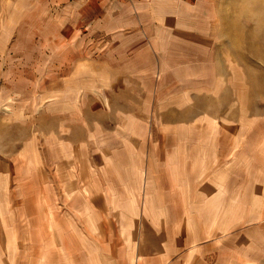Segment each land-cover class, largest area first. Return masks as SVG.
Listing matches in <instances>:
<instances>
[{
  "label": "crops",
  "instance_id": "obj_1",
  "mask_svg": "<svg viewBox=\"0 0 264 264\" xmlns=\"http://www.w3.org/2000/svg\"><path fill=\"white\" fill-rule=\"evenodd\" d=\"M204 7L87 4L89 39L109 59L87 88L123 96L126 107L112 117L120 130L109 136L110 157L72 178L61 214L69 224H45L40 199L38 224L26 219L15 252L12 214L0 202V264H222L224 222L238 212V134L207 127L224 119L196 107L221 86ZM107 94L101 104H110Z\"/></svg>",
  "mask_w": 264,
  "mask_h": 264
},
{
  "label": "rangeland",
  "instance_id": "obj_2",
  "mask_svg": "<svg viewBox=\"0 0 264 264\" xmlns=\"http://www.w3.org/2000/svg\"><path fill=\"white\" fill-rule=\"evenodd\" d=\"M102 1L0 0V202L12 214L15 252L26 219L38 224L40 199L45 224L70 223L61 214L72 178L86 163L107 160L109 136L120 130L112 117L126 107L123 96L86 83L109 63L87 30V4ZM204 2L221 86L196 107L224 119L207 127L238 134V212L224 222L217 258L264 264V0ZM104 92L110 104H101Z\"/></svg>",
  "mask_w": 264,
  "mask_h": 264
}]
</instances>
